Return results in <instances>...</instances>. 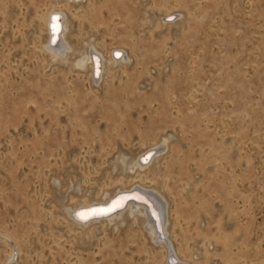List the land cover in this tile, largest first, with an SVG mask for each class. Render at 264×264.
Returning <instances> with one entry per match:
<instances>
[{
  "label": "rangeland",
  "instance_id": "rangeland-1",
  "mask_svg": "<svg viewBox=\"0 0 264 264\" xmlns=\"http://www.w3.org/2000/svg\"><path fill=\"white\" fill-rule=\"evenodd\" d=\"M85 50L128 59L95 78ZM141 187L184 261L264 264V0H0V264H167L141 217L72 218Z\"/></svg>",
  "mask_w": 264,
  "mask_h": 264
},
{
  "label": "bare ground",
  "instance_id": "bare-ground-1",
  "mask_svg": "<svg viewBox=\"0 0 264 264\" xmlns=\"http://www.w3.org/2000/svg\"><path fill=\"white\" fill-rule=\"evenodd\" d=\"M71 1L77 2L78 0ZM169 14L170 13H168L166 16ZM62 15L64 16V13L61 9H51L47 14L48 39L45 49L53 59L63 58L71 49V44L64 38V33L67 31V19H64ZM55 18H58V20ZM57 24L58 30H56ZM112 54L113 58L110 57L109 59H106L103 55L97 53V51L93 52L90 50V52H87V50H85V52L83 51L81 53V57L75 61V64L79 68L86 69L88 63H90L91 76L96 78L98 75L101 76L102 71L105 70L109 63L113 64L117 59L120 61H125L128 59V56L125 54L121 55L120 51H116ZM163 143L166 144V141L164 140ZM156 157L157 154L153 155V151L147 153L145 152L144 154L140 155L139 159L127 162L125 167L126 169L135 171V174L140 175V172L149 167ZM122 162L124 163L125 160L123 159ZM151 187H141V189H135L136 191H133L132 189H127L126 191H124L125 189H120V191H117L113 194H108V196L103 200H98L96 202L90 201V203L81 204L71 211L72 218L79 225H87L89 223L99 221L115 222L120 218L123 220L124 214L132 216L136 221L138 217H141L144 227L152 236L153 240L166 248L167 264H189L178 255L171 242V239L169 238L168 201L159 189L156 187ZM119 193H122V195H120L107 207H98L77 211L79 208L89 207L95 204L105 205L110 201V199ZM125 200L127 201L124 202V205L121 209L113 211L121 204V201L123 202ZM94 212L100 214L94 215ZM80 214H85L88 218L81 219ZM91 216L93 217L91 218ZM14 251L15 250H13V252ZM13 257L14 253H11L8 260L10 261L13 259Z\"/></svg>",
  "mask_w": 264,
  "mask_h": 264
},
{
  "label": "water",
  "instance_id": "water-1",
  "mask_svg": "<svg viewBox=\"0 0 264 264\" xmlns=\"http://www.w3.org/2000/svg\"><path fill=\"white\" fill-rule=\"evenodd\" d=\"M145 156V155H144ZM143 156V157H144ZM120 195H122V193H119V194H117V195H115L112 199H110V201L107 203V204H105V205H91V206H89V207H82V208H79L77 211H81V210H85V209H93V208H98V207H107V206H109L111 203H113V201H115ZM134 199V198H133ZM127 200H125V201H121V204L119 205V206H117L113 211H116V210H119V209H121L122 208V206L124 205V202H126ZM76 211V212H77ZM112 212V211H111ZM93 216H91V218H92Z\"/></svg>",
  "mask_w": 264,
  "mask_h": 264
},
{
  "label": "snow or ice",
  "instance_id": "snow-or-ice-1",
  "mask_svg": "<svg viewBox=\"0 0 264 264\" xmlns=\"http://www.w3.org/2000/svg\"><path fill=\"white\" fill-rule=\"evenodd\" d=\"M55 19L58 20V18H55ZM56 30H58V24L56 25ZM93 214L95 215V214H100V213H95V212H94ZM80 218H81V219H87L88 217H87V215H85V214H80Z\"/></svg>",
  "mask_w": 264,
  "mask_h": 264
}]
</instances>
